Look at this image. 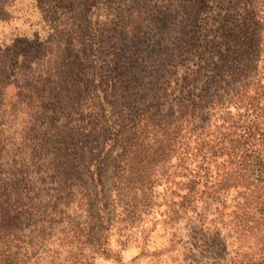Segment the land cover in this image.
Listing matches in <instances>:
<instances>
[{
    "label": "rangeland",
    "instance_id": "1",
    "mask_svg": "<svg viewBox=\"0 0 264 264\" xmlns=\"http://www.w3.org/2000/svg\"><path fill=\"white\" fill-rule=\"evenodd\" d=\"M236 1L0 0V237L14 262L264 264V139L243 141L264 137V111L194 118L203 91L225 88L213 59ZM198 136L221 150L242 138V152L212 161ZM200 165L237 187L198 198Z\"/></svg>",
    "mask_w": 264,
    "mask_h": 264
},
{
    "label": "trees",
    "instance_id": "2",
    "mask_svg": "<svg viewBox=\"0 0 264 264\" xmlns=\"http://www.w3.org/2000/svg\"><path fill=\"white\" fill-rule=\"evenodd\" d=\"M260 10V5H258L256 0L236 1V3H231L226 10L224 17L227 19L229 25L226 49L224 53H217L213 59L215 61L213 64L219 63L218 66L216 64V67L223 68L226 73L225 76H222V79L226 80L225 88L219 86L213 95H210L207 91H203V94L197 97L194 118L199 123L207 119L206 116L216 114H218L217 122L223 121L222 126L226 123L225 120H221L222 118L227 119L229 123H239L242 120L244 124L263 118L264 84L262 83L259 70L260 64L264 62V30L261 28L264 18L260 17ZM8 66L6 56L0 49V83H3V80L7 76ZM0 87H2L1 84ZM205 96L206 100L203 102ZM231 108L235 112L232 113ZM199 126L203 128V126ZM245 131L244 136L246 137H244L243 141H246V146L249 144L255 145L256 141L262 142L264 139L263 134L260 132L258 134L256 129L252 131V128H245ZM240 139L242 141V138ZM239 141L230 140V146L221 150L220 147L215 149L211 143V138L208 136H198L195 152H212L209 157H212L213 161V158L214 160L216 158L217 152H223V150L228 149V152H242V147L239 144L236 145ZM205 153L201 154V163H205ZM196 169L195 174L190 173L188 175H190V190L194 193L196 188L197 194H194L198 195V198L206 195L209 190L217 194L214 190L215 187L218 192L222 190L224 192L229 190L233 185L236 187L238 185L235 180V178L237 179L235 172L214 174L207 167L201 165L196 167ZM180 185L181 191L186 184ZM197 187L199 188V192L197 191ZM180 197L184 199L186 194ZM8 246L0 237V264H17L11 258L9 252L11 246Z\"/></svg>",
    "mask_w": 264,
    "mask_h": 264
}]
</instances>
